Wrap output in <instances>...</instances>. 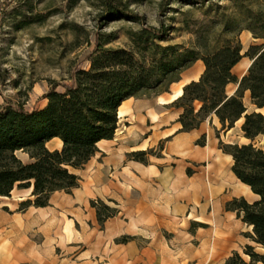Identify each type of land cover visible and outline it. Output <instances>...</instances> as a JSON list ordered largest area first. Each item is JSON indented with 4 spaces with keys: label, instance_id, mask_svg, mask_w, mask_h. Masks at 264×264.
Here are the masks:
<instances>
[{
    "label": "crops",
    "instance_id": "obj_1",
    "mask_svg": "<svg viewBox=\"0 0 264 264\" xmlns=\"http://www.w3.org/2000/svg\"><path fill=\"white\" fill-rule=\"evenodd\" d=\"M204 68L198 60L169 92L125 100L115 138L101 140L100 151L74 170L81 180L72 193L55 191L48 206L24 210L20 204L34 199L33 186L3 197L0 264H225L235 251L249 260L244 248L256 245L246 234L253 227L227 203L241 197L253 202L259 195L236 176L232 156L220 148L221 139L249 142L244 118L222 130L213 114L198 128L180 131L183 108L173 105ZM204 135L206 144H198ZM161 142L162 154L150 155L147 163L128 157ZM62 144L53 138L47 146ZM97 199L120 209L103 226L91 205ZM124 236L128 240L121 241Z\"/></svg>",
    "mask_w": 264,
    "mask_h": 264
},
{
    "label": "trees",
    "instance_id": "obj_2",
    "mask_svg": "<svg viewBox=\"0 0 264 264\" xmlns=\"http://www.w3.org/2000/svg\"><path fill=\"white\" fill-rule=\"evenodd\" d=\"M106 6L112 15L144 24L143 16L129 15L127 9L110 1H106ZM239 15L238 20L226 13L221 19H214L222 29L216 39L219 47L211 51L210 30L191 29L187 11L182 13L180 22L186 32L196 36L190 45L164 44L177 29L164 21L159 26H143L132 32L130 48L106 47L105 42L111 39L102 40L103 35L99 34L90 67L75 69L71 82L63 84L64 90L53 86L44 96L48 100L44 108L29 110L20 102L0 105V203L3 197L11 196L15 187L33 186L34 199L23 201L20 210L31 205L48 206L52 193L58 190L72 193L81 180L74 170L83 168L100 151L101 140L115 138L122 103L131 97L169 92L184 71L202 60L205 68L199 79L187 83L183 94L173 102L183 108L178 119L182 124L180 131L198 128L213 114L219 118L222 130L233 128L244 118L242 131L249 142L221 139L220 148L232 156L236 176L259 195L253 202L241 197L227 203L228 209L237 210L253 227V233L246 234L256 245L247 244L244 248L249 260L235 251L225 264H264V147L258 145V139L264 136V113L257 110L264 107V3L257 8L245 7ZM244 29L257 40L247 50L240 40ZM245 57L251 64L247 73L239 77L234 68ZM230 84L237 85L233 93L228 91ZM247 94L255 106L252 111L245 103ZM53 138L62 140L60 149L48 148L47 143ZM197 143L205 145L206 136ZM163 147L161 142L159 154L149 148L130 152L128 157L147 163L150 155L160 156ZM19 152L27 153L30 161H23ZM91 205L102 226L120 212L119 207L102 199L92 200Z\"/></svg>",
    "mask_w": 264,
    "mask_h": 264
},
{
    "label": "rangeland",
    "instance_id": "obj_3",
    "mask_svg": "<svg viewBox=\"0 0 264 264\" xmlns=\"http://www.w3.org/2000/svg\"><path fill=\"white\" fill-rule=\"evenodd\" d=\"M106 1L127 9L129 15L143 16L144 24L110 14ZM201 3L205 5L199 6ZM262 3L264 0H0V105L20 102L29 110L44 108L48 103L44 96L53 86L64 90L63 84L71 82L75 69L90 67L99 34L102 40L111 39L106 47L130 48L132 32L164 21L177 27L164 44L190 45L196 36L186 32L180 22L187 11L191 29L210 30L211 51L219 47L216 39L222 29L214 19L226 13L238 20L245 7L257 8ZM240 40L244 50L257 41L247 29L241 31ZM250 62L243 58L234 72L242 77ZM236 86L230 84L228 91ZM245 103L249 111L255 109L248 94ZM258 145L264 147V136ZM159 147L154 148L155 154L160 153Z\"/></svg>",
    "mask_w": 264,
    "mask_h": 264
},
{
    "label": "bare ground",
    "instance_id": "obj_4",
    "mask_svg": "<svg viewBox=\"0 0 264 264\" xmlns=\"http://www.w3.org/2000/svg\"><path fill=\"white\" fill-rule=\"evenodd\" d=\"M181 92H182V91H181ZM123 112H124V111L122 110V111L120 112V115L123 114Z\"/></svg>",
    "mask_w": 264,
    "mask_h": 264
},
{
    "label": "water",
    "instance_id": "obj_5",
    "mask_svg": "<svg viewBox=\"0 0 264 264\" xmlns=\"http://www.w3.org/2000/svg\"><path fill=\"white\" fill-rule=\"evenodd\" d=\"M258 111H260V109H258Z\"/></svg>",
    "mask_w": 264,
    "mask_h": 264
}]
</instances>
